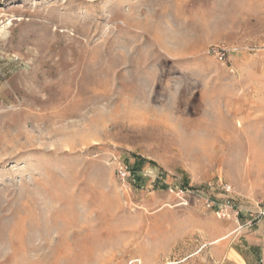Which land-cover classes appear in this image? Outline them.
<instances>
[{"label": "rangeland", "instance_id": "374dc122", "mask_svg": "<svg viewBox=\"0 0 264 264\" xmlns=\"http://www.w3.org/2000/svg\"><path fill=\"white\" fill-rule=\"evenodd\" d=\"M263 191L264 0H0V264H213Z\"/></svg>", "mask_w": 264, "mask_h": 264}, {"label": "crops", "instance_id": "0c3cea01", "mask_svg": "<svg viewBox=\"0 0 264 264\" xmlns=\"http://www.w3.org/2000/svg\"><path fill=\"white\" fill-rule=\"evenodd\" d=\"M260 203L264 206V191ZM214 249L213 264H264V218L243 213Z\"/></svg>", "mask_w": 264, "mask_h": 264}, {"label": "built area", "instance_id": "2783aa9c", "mask_svg": "<svg viewBox=\"0 0 264 264\" xmlns=\"http://www.w3.org/2000/svg\"><path fill=\"white\" fill-rule=\"evenodd\" d=\"M117 175H118V177L121 180H125V179L129 178L130 172L128 171L126 166L119 165L118 166V170H117ZM223 190L226 193V197H225V199L222 202H220V203H218L216 205L217 210L220 213H222V212L226 213L228 211V209H233V207H236V209H234L233 212L237 216L241 212V210L237 206H235V204L232 202V200H233V196H232L233 191H232L231 186L228 185V184H224L223 185ZM256 214H257L256 216L264 218V208L258 210L256 212Z\"/></svg>", "mask_w": 264, "mask_h": 264}]
</instances>
